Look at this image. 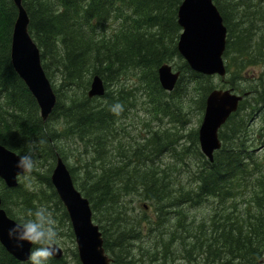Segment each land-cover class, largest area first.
I'll return each instance as SVG.
<instances>
[{"label":"trees","instance_id":"obj_1","mask_svg":"<svg viewBox=\"0 0 264 264\" xmlns=\"http://www.w3.org/2000/svg\"><path fill=\"white\" fill-rule=\"evenodd\" d=\"M182 2L183 0H24V7L30 18L29 31L41 50L47 77L52 81L55 69L61 78L60 87L53 85L57 96L55 110L50 120L43 122L36 100L16 74L11 62V42L17 8L12 0H0V143L22 155L26 151L27 141H40L35 158L40 160L41 157L40 164L46 163L49 168L46 173L41 174L36 167L28 174L38 178L40 188L39 184L29 187L20 184L18 188L10 190L0 180L2 204L10 218L18 222L32 218L30 214L41 207L47 208L55 216V227L59 235L61 231L67 230V237L73 240L68 214L50 178L57 156L66 162L67 153L61 147V141L74 139L91 156L85 164L84 184L78 182L76 173L70 168L71 174L79 190L92 205L94 221L100 226L106 252L114 264H137L138 260L146 261L152 255L155 261L162 258L167 263L174 259L176 252L180 253L178 248L173 249L174 246L182 245L183 248V244L189 243L187 238H183L184 235L177 236L179 229L183 226L180 230L185 228L187 233L185 223L192 227L197 221L188 216L187 206L190 209L198 208L200 204L210 201L217 202V206L212 209L214 213L210 214V219L206 218L208 222L196 226L198 232H193V235L191 232L185 234L195 236V242L191 241V245L195 244L193 249L188 252L190 247L183 248L184 253L188 252L190 262L194 264L201 260L202 264H257L264 257V148L256 152L248 145V125L245 122L255 119L260 121L262 125L257 127L260 137H256L260 139L264 132V112L260 108L264 101V79L263 82L260 80L258 84L242 90L252 96L241 104L239 111L220 131L224 148L216 152L213 163L201 153L197 131L191 133L193 141L190 145L184 144L178 148V138L174 134L160 131L149 132L150 138L144 137L143 142H132L134 138L126 126L127 121L133 118L132 112L139 105L147 106L148 111L158 118L159 114L167 115L172 114L175 109L179 110L176 99L179 101L184 95L188 97L193 90L200 94L203 105L201 109L204 111L208 94L216 88L211 79H207L209 77H201L192 72L178 53L177 42L181 29L177 12ZM214 2L220 7L230 33L227 46L229 50L225 56L230 59L228 70L231 75L235 74V82H231V88L238 90V81L243 79L238 77L239 74L253 66V63H264V0ZM110 24L114 26L111 27ZM175 58L183 62L176 66L181 70L182 76L175 90L177 95L175 91L168 95L161 90L157 70L162 64L171 59L174 61ZM94 76L105 79L109 87L117 84V90L108 89L101 101L90 100L86 92ZM125 80H132L133 86L128 88L122 85ZM114 103H121L124 107L119 116L110 111V106ZM165 153L173 156L174 165L162 167L158 163ZM113 155L116 156L114 159ZM173 173H177L178 177ZM181 173L185 175L181 176ZM191 176L196 178L192 179ZM183 178L187 180L182 181ZM132 195L141 196L143 201L150 202L156 207L158 215L162 212L157 215L156 221L150 222L131 214L129 207L123 204V199ZM237 197H244L246 208L241 209ZM159 222L164 225L162 228L166 226L165 223L169 224L166 233H160L158 241L156 240L155 247L163 250L162 255L157 257L159 251L155 250L134 249L133 241L146 240L151 233L160 231L153 230L161 227ZM167 235L169 238H166ZM153 253H157L156 256ZM74 256L80 264L76 250ZM0 264L22 263L14 259L0 244ZM50 264L71 263L66 257L62 260L52 258Z\"/></svg>","mask_w":264,"mask_h":264},{"label":"water","instance_id":"obj_2","mask_svg":"<svg viewBox=\"0 0 264 264\" xmlns=\"http://www.w3.org/2000/svg\"><path fill=\"white\" fill-rule=\"evenodd\" d=\"M12 1L18 10L11 42L12 66L35 98L42 120L47 122L56 107L57 96L43 68L41 50L29 33L30 19L23 6V0ZM178 24L182 29L178 51L190 69L202 76L217 75L225 78L227 66L224 54L228 30L214 1L184 0L178 10ZM158 75L161 87L172 92L181 73H175L171 66L164 65L159 68ZM105 92L102 78L95 76L88 93L89 97H103ZM242 100V96L231 90H214L207 97L198 136L201 152L210 162L213 161V154L222 146L219 139L220 130L238 111ZM18 159L17 153L0 143V179L8 189L17 188L19 178L26 175L18 174L16 168ZM51 183L70 218L80 263L113 264L105 250L100 226L94 222L91 203L76 187L67 164L60 156L57 157ZM15 222L2 207L0 196V244L14 259L26 264L31 245L26 244L23 250H19L7 238L6 229ZM57 247L60 251L54 259L60 260L64 256V251L58 245Z\"/></svg>","mask_w":264,"mask_h":264},{"label":"rangeland","instance_id":"obj_3","mask_svg":"<svg viewBox=\"0 0 264 264\" xmlns=\"http://www.w3.org/2000/svg\"><path fill=\"white\" fill-rule=\"evenodd\" d=\"M110 26L113 27L114 24H110ZM175 63L177 66V63L181 64L182 62L179 59H176L174 62H172L174 67H175ZM175 69L177 71L178 68L175 67ZM54 73H55V75L52 79V83H53V85H56L55 87H60V83H61L60 74L55 69H54ZM229 75L226 78V81L220 77H213L211 79V82L218 89H228L231 87V85H229V82L234 81L232 79L233 77H231L232 75H230V76ZM238 77L243 78L242 80H240L242 83L240 81H238V83H239L238 86L239 85L240 86H239L237 92L241 93L242 90H247V89H249V87L254 86L255 84H258L260 82V80L262 81V79H264V63H261V65L259 64V65L249 66L243 73H240ZM228 78H229V80H228ZM230 79H232V81ZM122 85L127 86L128 88L132 87L133 81L132 80H127V81L125 80L122 82ZM90 87L87 90L86 95H87V93H89ZM92 100H95L97 102V101L102 100V99H99L98 97H94V98H92ZM176 102H177V107L179 108V110L175 109V111H173L172 114H167V115L159 114L158 118L154 117V115H152L148 111L147 106L139 105V107L137 109H135V112L133 114V118L128 120L127 125H126L128 127V132H130V134H132L133 138L134 137L136 138V139L134 138V140L133 141L131 140V141L136 142L137 140H139L140 142H143L142 139L144 137L145 138L149 137V135L152 131H159L160 130L162 132L166 131L168 134H171V135L174 134L178 138V146H177L178 148H180V146H182L184 144L190 145L191 142L193 141V138H191V133L194 131H199L201 124L203 122V118H204V111L201 109V96L197 91L193 90V93H190V95L188 97H186V95H184V97L181 100L178 101L176 99ZM251 125H252V127L257 128L258 126H261L262 124L260 123L259 120L255 119L254 121H252ZM251 130L252 129H250V123H248V140L251 141V144L256 145V143H258L257 142L258 139H256L254 136H252L253 133L251 132ZM262 141L264 142V139ZM80 146H81V144L74 141V139L64 140L63 142L61 141V147L64 148L66 150V153H67V155H66L67 165L69 166V168L73 169L74 172L76 173V177L78 179V182L80 184H84L86 182L85 180H83L85 177V175H84L85 171H82V170H85L84 169L85 167H83V166H85V163L90 158L91 154H89L86 151V149H84V147H82V146L80 147ZM260 146H262V145L257 146L256 149L259 148V150H261L262 147L260 148ZM262 152H264V150ZM114 157H115V155L112 156L113 159H114ZM35 159H36L35 168L37 167L36 168L37 171L41 172V174L46 173L47 170L49 169L48 165L46 163H43V165L40 164L41 157H40V160H39V158H35ZM158 163L162 167H166V165H172V164L174 165L175 160L171 154L165 153L164 155L161 156ZM82 164H84V165H82ZM174 174L177 175L176 173H174ZM181 175L184 176L185 173H181ZM185 180L186 179H183L182 181H185ZM20 183L23 184L24 187H29V186H32L35 184H39V181H38V178L36 176L26 175V176L21 178ZM38 186H39V188L41 187L40 184ZM130 197H125L123 199V204L126 205L127 207H129V209L133 210V211H131V214L133 216L146 218L150 222H154L157 220L156 219L157 213H156V207L155 206H153L148 201H143V199L140 196L134 195L131 198ZM246 198H247V196H245V199ZM238 200L240 201L239 203L241 204V206H240L241 209L246 208L244 197L238 198ZM127 202H128V205H127ZM210 203H212L211 207H210ZM215 206H217V202L210 201V202L202 205V208H201V206H200V208L198 207V209L193 208L192 210L190 208H187L186 213L188 214V216H190L191 219L196 218L197 221H200V219L205 220V218L210 217V214L213 212L212 209H214ZM209 209H211V211ZM203 217H205V218H203ZM53 218L55 220V216ZM165 225L166 226L164 227V229L162 227L155 228L157 230L159 229L160 231L153 232V234L151 233V235L147 237L146 242H144L145 239L140 240V242L139 241H136V242L133 241L132 242V245L134 246L133 248L134 249H138V248L144 249L145 248L144 250H147V251L151 250V252H154V250H157V251H159V253L158 254L153 253V254L155 256L157 254L158 255L157 257L162 255L163 250H159L156 247L154 248V246H156V240L158 241V239H157L158 235L162 232L166 233V231H167L166 227H167V229L169 228L167 226L169 224H165ZM55 226L57 227L56 221H55ZM185 226L187 227L186 230L188 229L187 232H189L190 228H192V227H190V225H185ZM155 229L153 228L154 231H155ZM182 230L178 231L177 234H179V236L187 234L184 229H182ZM155 233H156V236H155ZM67 236H68L67 230H63V232L61 231V234L58 236V239H59L58 246L61 247L62 250L65 252V258L67 257V260L71 264H78L77 259L74 256V251L77 250L75 238H73V240H72L71 238H69ZM167 236L169 237V235H167ZM167 236H166V238H168ZM184 245H186V244H184ZM177 248L181 252L184 253V250L180 249L178 247V245H175L173 249L176 250ZM183 248H184V246H183ZM173 249L170 250V252L173 251ZM170 256H172V255H170ZM139 257L141 259L140 255H139ZM180 257H182V258H180ZM138 258H137V260H138ZM145 260L146 261L138 260L137 264H151V263L152 264H165L166 263L165 261H164V263L162 262L163 259L156 260L157 262L154 261L153 255L150 259L147 258ZM182 260H183V256L180 253L176 252V257L174 259H170L169 261H170V264H179L180 262H182L180 264H189V263L191 264V262H189L185 259L183 261ZM196 263L201 264L200 261L195 262L194 264H196ZM166 264H169V262H167Z\"/></svg>","mask_w":264,"mask_h":264},{"label":"clouds","instance_id":"obj_4","mask_svg":"<svg viewBox=\"0 0 264 264\" xmlns=\"http://www.w3.org/2000/svg\"><path fill=\"white\" fill-rule=\"evenodd\" d=\"M110 111L119 116L124 107L121 103H114L110 106ZM39 143L37 140L27 141L26 151L19 156L16 163L18 174H30L34 170ZM30 215L32 218L21 219L7 227V238L19 250H23L26 244L31 245L26 264H50L52 258L60 251L57 247L59 233L55 227V220L44 207Z\"/></svg>","mask_w":264,"mask_h":264},{"label":"bare ground","instance_id":"obj_5","mask_svg":"<svg viewBox=\"0 0 264 264\" xmlns=\"http://www.w3.org/2000/svg\"><path fill=\"white\" fill-rule=\"evenodd\" d=\"M25 1H26V0H25ZM56 2H57V1H56ZM261 4H262V3H261ZM219 8H220V7H219ZM28 15H29V14H28ZM112 15L114 16V14H112ZM110 21H111V20H110ZM112 22H113V21H112ZM263 22H264V21H263ZM107 23H108V22H107ZM14 25H15V24H14ZM105 29H106V28H105ZM115 29H116V28H115ZM263 29H264V28H263ZM229 31H230V30H229ZM263 31H264V30H263ZM30 33H31V31H30ZM229 34H230V33H229ZM258 35H259V34H258ZM33 38H34V37H33ZM256 38H257V37H256ZM255 45H256V44H255ZM254 49H255V47H254ZM177 50H178V42H177ZM228 50H229V49H228ZM228 50H227V51H228ZM178 53H179V51H178ZM226 53H227V52H226ZM179 55H180V54H179ZM227 55H228V54H227ZM229 55H230V54H229ZM229 55H228V56H229ZM232 55H233V54H232ZM226 57H227V56H226ZM176 59H179V58H175V60H176ZM180 59H181V58H180ZM245 59H246V58H245ZM171 60H172V59H171ZM171 60H169L168 62L162 64L160 67H162V66H164V65H168V66H171V67L174 66V65L172 64V62H174L175 60H174V61H171ZM229 60H230V59L228 58V61H229ZM183 61H184V60H183ZM259 61L261 62V59H259ZM262 61H263V60H262ZM235 62H236V59H235ZM235 62H234V63H235ZM240 62H241V61H240ZM244 62H245V61H244ZM182 63H183V62H182ZM232 63H233V61H232ZM235 64H236V63H235ZM256 64H257V63H256ZM230 65H231V64H229V66H230ZM253 65H254V63H253ZM258 65H259V63H258ZM260 65H261V64H260ZM181 66H182V65H181ZM235 66H236V65H235ZM160 67H159V68H160ZM230 67H231V66H230ZM233 67H234V66H233ZM159 68H158V70H159ZM180 69H181V67H180ZM158 70H157V74H158ZM238 70H239V69H238ZM180 71H181V70H180ZM240 71H241V70H240ZM233 73H234V72H233ZM233 73H232V74H233ZM195 75H196V74H195ZM195 75H194V76H195ZM233 75H235V74H233ZM233 75H232L231 77H233ZM199 76H200V75H199ZM229 76H230V75H229ZM201 77H202V76H201ZM193 78H194V77H193ZM204 79H205V78H204ZM207 79L210 80V79H212V78H207ZM232 79H233V78H232ZM232 79H230V80L232 81ZM237 79H238V78H236V80H237ZM104 80H105V79H104ZM228 80H229V78H228ZM225 81H226V80H225ZM234 82H235V81H234ZM240 82H241V81H240ZM241 83H242V82H241ZM104 84H105V87H106V91H107V92H108L110 89H111V90H112V89H113V90H117V87H118L117 84H111L110 87H109L108 85H106V82H105V81H104ZM55 86H56V85H55ZM178 86H179V85H178ZM185 86H186V85H185ZM233 86H234V85H233ZM233 86H232V87H233ZM237 86H238V85H237ZM239 86H240V85H239ZM108 89H109V90H108ZM185 89H186V88H185ZM237 89H238V88H237ZM251 89H252V88H251ZM263 89H264V88H263ZM137 90H138V89H137ZM143 90H144V89H143ZM149 90H150V89H149ZM161 90H162V89H161ZM252 90H253V89H252ZM261 90H262V89H261ZM133 91H134V90H133ZM139 91H140V89H139ZM158 91H159V90H158ZM181 91H182V89H181ZM257 91H258V90H257ZM135 92H136V91H135ZM135 92H134V93H135ZM177 92H178V91H177ZM182 92H184V90H183ZM182 92H181L180 94H183ZM250 92H251V91H250ZM263 92H264V91H263ZM58 93H59V92H58ZM143 93H144V92H143ZM150 93H151V92H150ZM157 93H158V92H157ZM163 93H165V92H163ZM174 93H176V91H175ZM257 93H258V92H257ZM144 94H145V93H144ZM161 94H162V93H161ZM178 94H179V93H178ZM137 95H138V93H137ZM152 95H153V94H152ZM154 95H155V94H154ZM176 95H177V93H176ZM254 96H255V95H254ZM259 96H260V95H259ZM259 96H258V98H259ZM262 96H263V95H262ZM142 97H143V96H142ZM144 97H145V96H144ZM149 97H150V95H149ZM162 97H163V94H162ZM263 97H264V96H263ZM150 98H151V97H150ZM152 98H153V97H152ZM155 98H156V97H155ZM157 99H158V98H157ZM137 100H138V99H137ZM143 100H144V99H143ZM153 100H154V99H153ZM165 100H166V99H165ZM255 100H256V99H255ZM260 100H261V99H260ZM260 100H259V101H260ZM83 101H84V100H83ZM100 101H101V100H100ZM160 101H161V100H160ZM161 102H163V100H162ZM250 102H251V101H250ZM244 103H245V101H244ZM254 103H255V102H254ZM257 104H258V102H257ZM56 105H57V104H56ZM153 105H154V103H153ZM153 105H152V106H153ZM156 105L158 106V104H156ZM201 105H202V104H201ZM248 105H249V104H248ZM161 106H162V104H161ZM202 106H203V105H202ZM256 106H257V105H256ZM253 108H256V107H253ZM260 108H261V111L264 112V101L261 103ZM260 108H259V109H260ZM153 109H154V108H153ZM156 109H157V108H156ZM54 110H55V109H54ZM164 110H165V109H164ZM249 110H250V109H249ZM150 112H151V111H150ZM153 112H154V111H153ZM157 112H158V111H157ZM204 112H205V111H204ZM57 115H58V114H57ZM106 119H107V118H106ZM244 119H245V117H244ZM49 120H50V119H49ZM157 120H158V119H157ZM239 121H240V120H239ZM43 122H44V121H43ZM242 122H243V121H242ZM245 122L247 123V125H248V123H250V129H252L251 132L253 133L252 136H254L255 138H256V137H260L257 128L252 127V125H251L252 122H251V121H248V120H245ZM124 125H125V124H124ZM120 128H121V127H120ZM262 128H263V127H262ZM262 128H261V129H262ZM246 129H247V131H248V127H247ZM122 130H123V129H122ZM159 131H160V130H159ZM224 131H225V130H224ZM125 132H126V128H125ZM160 132H162V131H160ZM165 132H166V131H165ZM155 133H156V132H155ZM162 133H163V132H162ZM166 133H167V132H166ZM152 134H153V133H152ZM160 134H161V133H160ZM123 135H124V134H123ZM128 136H130V135L128 134ZM131 136H132V134H131ZM149 136H150V135H149ZM156 136H157V135H156ZM156 136H155V137H156ZM240 136H241V134H240ZM243 136H244V135H243ZM161 137H162V136H161ZM220 137H221V136H220ZM246 137H247V143H248V145H249V146H252V149H253V150H255L256 152H257V151H258V152H259V151H262V149L264 148V142L262 141V140L264 139V133H263V135H262V137H261L260 139H259V138H256V139H258V141H257L258 143H256V145L251 144V141L248 140V133H247V136H246ZM134 138H135V137H134ZM149 138H150V137H149ZM158 138H159V137H158ZM158 138H157V139H158ZM169 138H170V137H169ZM126 139H127V138H126ZM130 139H131V137H130ZM135 139H136V138H135ZM152 139H153V138H152ZM157 139H155V140H157ZM132 140H133V139H132ZM123 141H124V140H123ZM126 141H127V140H126ZM130 141H131V140H130ZM221 141H222V140H221ZM243 141L245 142L246 140H243ZM155 142H156V141H155ZM155 142H154V144H155ZM125 143H126V142H125ZM127 143H128V142H127ZM130 143L132 144V142H130ZM130 143H129V145H130ZM133 144H134V143H133ZM156 144H157V143H156ZM237 144H238V143H237ZM242 144H243V143H242ZM142 145H143V144H142ZM145 145H146V144H145ZM145 145H144V146H145ZM150 145H151V144H150ZM150 145H149V146H150ZM166 145H167V144H166ZM259 145H262V146H260V148L262 147L261 150H259V148L256 149V147L259 146ZM135 146H136V145H135ZM164 146H165V145H164ZM167 146H168V145H167ZM80 147H81V146H80ZM222 147H223V143H222L221 148H220L218 151H220V150L222 149ZM157 148H158V147H157ZM164 148H166V147H164ZM170 148H171V147H170ZM170 148H169V150H170ZM223 148H224V147H223ZM79 149H80V148H79ZM145 149H146V148H145ZM153 149H155V148L153 147ZM194 149H195V148H194ZM160 150H162V148H161ZM169 150H168V151H169ZM186 150H187V149H186ZM195 150H196V149H195ZM244 150H245V149H244ZM126 151H127V150H126ZM157 151H158V149H157ZM157 151H156V152H157ZM170 151H172V150H170ZM218 151H216V152H218ZM111 152H112V151H111ZM148 152H149V151H148ZM173 152H174V151H173ZM175 152H176V151H175ZM216 152L213 154V161H212V162L209 161L210 163H213V162L215 161L214 157L216 156ZM88 153H89V152H88ZM116 153H117V152H116ZM144 153H145V152H144ZM151 153H152V152H151ZM194 153H195V152H194ZM159 154H160V153H159ZM159 154H158V156H159ZM186 154H187V153H186ZM145 155H146V154H145ZM176 155H177V154H176ZM193 155H195V154H193ZM138 156H139V155H138ZM147 156H148V155H147ZM147 156H145V157H147ZM115 157H116V156H115ZM140 157H141V156H140ZM148 157H149V156H148ZM177 157H178V156H177ZM177 157H176V159H177V161H178V158H177ZM118 158H119V157H118ZM89 159H90V158H89ZM91 159H93V158H91ZM103 159H104V158H103ZM154 159H155V157H154ZM194 159H195V158H194ZM56 160H57V159H56ZM120 160H121V159H120ZM120 160H119V161H120ZM148 160H149V159H148ZM200 160H201V159H200ZM79 161H80V160H79ZM119 161H116V162H119ZM127 161H128V160H127ZM156 161H157V160H156ZM195 161H196V160H195ZM81 162H82V161H81ZM89 163H90V162H89ZM129 163H130V162H129ZM161 163H162V162H161ZM196 163H197V162H196ZM85 164H86V163H85ZM100 164H101V163H100ZM100 164H99V165H100ZM119 164H120V163H119ZM157 164H158V163H157ZM82 165H84V164H82ZM162 165H163V164H162ZM201 165H202V167H203V164H201ZM89 166H90V165H89ZM150 166H151V165H150ZM154 166H155V165H154ZM154 166H153V167H154ZM164 166H165V165H164ZM81 167H82V166H81ZM83 167H85V166H83ZM157 167H158V166H157ZM188 167H189V166H188ZM190 167H191V166H190ZM198 167H200V165H199ZM170 168H171V167H170ZM84 169H85V168H84ZM167 169H168V168H167ZM175 169H176V168H175ZM175 169H174V170H175ZM80 170H81V169H80ZM160 170H162V169H160ZM168 170H169V169H168ZM193 170H194V169H193ZM197 170H199V169H197ZM82 171H85V170H82ZM178 171H179V170H178ZM173 172H174V171H173ZM176 172H177V171H176ZM190 172L192 173V171H190ZM196 172H197V171H196ZM73 173H74V172H73ZM173 174H174V173H173ZM176 174H177V173H176ZM195 174H197V173H195ZM198 174H199V173H198ZM72 175H73V174H72ZM187 175H189V174L187 173ZM191 175H192V174H191ZM193 175H194V174H193ZM74 176H75V175H74ZM181 176H182V175H181ZM195 176H196V175H195ZM195 176H193V177L191 176L192 179H193ZM249 176H250V175H249ZM170 177H171V176H170ZM170 177H169V178H170ZM177 177H178V175L176 176V178H177ZM186 177H187V176H186ZM191 177H190V178H191ZM176 178H175V179H176ZM195 178H196V177H195ZM249 178H250V177H249ZM84 179H85V178H84ZM173 179H174V178H173ZM183 179H184V178H183ZM253 179H254V178H253ZM255 179H256V178H255ZM186 180H187V179H186ZM251 180H252V178H251ZM256 180H257V179H256ZM190 181H191V180H190ZM253 181H254V180H253ZM253 181H252V182H253ZM76 182H77V181H76ZM179 182H180V181H179ZM188 182H189V181H188ZM191 182H192V181H191ZM194 182H196V181H194ZM177 183H178V182H177ZM189 183H190V182H189ZM189 183H188V184H189ZM196 183H197V182H196ZM254 183H255V182H254ZM179 184H180V183H179ZM192 184H193V183H192ZM181 185H182V183H181ZM196 185H197V184H196ZM255 185H256V183H255ZM187 186H188V185H187ZM197 186H199V185H197ZM182 187H183V186H182ZM258 187H259V186H258ZM185 188H186V186H185ZM188 188H190V187L188 186ZM188 188H187V189H188ZM249 188H250V187H249ZM194 189H195V188H194ZM254 189H255V188H254ZM185 190H186V189H183V191H185ZM257 190H258V189H257ZM187 191H188V190H187ZM254 191H255V190H254ZM189 192H191V191H189ZM196 192H197V191H196ZM255 192H256V191H255ZM261 192H262V191H261ZM131 194H132V193H131ZM132 196H133V195H132ZM132 196H131V197H132ZM137 196H138V195H137ZM237 196H238V195H237ZM131 197H130V198H131ZM140 197H141V196H140ZM141 198H142V197H141ZM237 198H238V197H237ZM234 199H235V198H234ZM143 200H144V198H143ZM237 200H238V199H237ZM60 202H61V201H60ZM2 203H3V202H2ZM189 203H190V202H189ZM229 204H230V206H231V202H229ZM245 204L247 205L246 201H245ZM108 205H109V204H108ZM127 205H128V202H127ZM185 205H186V203H185ZM196 205H197V204H196ZM200 205H201V204H200ZM200 205H199V208H200ZM233 205H234V203H233ZM91 206H92V205H91ZM194 206H195V205H194ZM211 206H212V203H210V207H211ZM100 207H101V206H100ZM157 207H158V206H157ZM159 207H160V206H159ZM168 207H169V206H168ZM196 207H197V206H196ZM153 208H154V207H153ZM170 208H171V207H170ZM173 208H174V207H173ZM187 208H188V206H187ZM201 208H202V205H201ZM206 208H207V207H206ZM231 208H232V207H231ZM234 208H236V207H234ZM127 209H128V208H127ZM196 209H198V208H196ZM130 210H131V209H130ZM154 210H155V209H154ZM191 210H192V208H191ZM194 210H195V209H194ZM209 210L211 211V209H209ZM55 211H56V209H55ZM55 211H54V212H55ZM131 211H133V210H131ZM131 211H130V212H131ZM232 211H233V210H232ZM57 212H58V211H57ZM115 212H116V211H115ZM169 212H170V211H169ZM183 212H184V211H183ZM183 212H181V213H183ZM188 212H189V211H188ZM218 212H219V211H218ZM230 212H231V211H230ZM158 213H159V212H158ZM161 213H162V212H161ZM161 213H160V214H161ZM173 213H174V212H173ZM173 213H172V214H173ZM175 213H176V212H175ZM178 213H179V212H178ZM213 213H214V211H213ZM160 214H159V215H160ZM216 214H217V213H216ZM157 215H158V214H157ZM159 215H158V216H159ZM222 215H223V214H222ZM230 215H231V214H230ZM58 216H59V215H58ZM60 216H61V215H60ZM163 216H164V215H163ZM166 216H168V218H169V215H166ZM166 216H165V217H166ZM171 216H172V215H171ZM173 216H174V215H173ZM228 216H229V215H228ZM233 216H234V215H233ZM107 217H108V216H107ZM165 217H164V218H165ZM177 217H178V216H177ZM180 217H181V216H180ZM180 217H179V218H180ZM184 217H185V216H184ZM218 217H219V216H218ZM187 218H188V217H187ZM203 218H205V217H203ZM223 218H224V217H223ZM229 218H231V216H229ZM131 219H132V218H131ZM174 219H175V218H174ZM174 219H173V220H174ZM177 219H178V218H177ZM183 219H184V218H183ZM193 219H194V218H193ZM207 219H210V218H207ZM137 220H140V219L138 218ZM162 220H164V219H162ZM178 220H179V219H178ZM195 220H196V218H195ZM217 220H218V219H217ZM217 220H216V221H217ZM134 221H136V219H134ZM143 221H144V219H143ZM159 221H160V219H159ZM170 221H171V218H170ZM183 221H184V220H183ZM189 221H190V220H189ZM193 221H194V220H193ZM62 222H63V221H62ZM64 222H65V221H64ZM164 222H165V221H164ZM178 222H179V221H178ZM206 222H208V221H206V218H205V220H204V219H203V220L200 219V221H196V223L194 224V226L192 225V228H190L191 226L189 227L190 230H189V232H187V233H190V232H191L192 235H193V232H198L196 228H197L198 226H200L202 223H206ZM217 222H218V221H217ZM139 223H140V222H139ZM173 223H174V222H173ZM180 223H182V222H180ZM184 223H185V222H184ZM187 223H188V221H187ZM159 224H160V222H159ZM165 224H166V223H165ZM213 224H214V222H213ZM137 225H138V224H137ZM140 225H141V224H140ZM160 225H161V227L164 226V225L162 226V224H160ZM185 225H186V223H185ZM203 225H204V224H203ZM217 225H218V224H217ZM174 226H175V225H174ZM196 226H197V227H196ZM206 226H207V224H206ZM178 227H180V226H178ZM182 227H183V226H182ZM182 227H181V228H182ZM184 227H186V226H184ZM216 227H217V226H216ZM216 227H215V229H216ZM181 228H180V229H181ZM163 229H164V228H163ZM180 229H179V231H180ZM183 229L185 230V228H183ZM198 229H200V228H198ZM210 229H211V228H210ZM102 230H104V229H102ZM151 230H152V229H151ZM155 230H157V229H155ZM158 230H159V229H158ZM187 230H188V229H187ZM203 230L205 231V228H204ZM206 230H207V229H206ZM211 230H212V229H211ZM211 230H210V232H211ZM182 231H183V230H182ZM214 231H215V230H214ZM183 232H184V231H183ZM199 233H200V232H199ZM195 234H196V233H195ZM212 235H213V234H212ZM215 235H216V234H215ZM155 236H156V233H155ZM178 236H179V234H178ZM188 236H189V237H188ZM197 236H198V235H197ZM207 236H208V235H207ZM218 236H219V235H218ZM163 237H164V236H163ZM167 237H168V236H167ZM179 237H180V236H179ZM194 237H195V236H194ZM194 237H191L190 235H184V236H183V238H187V242H189V243L186 244V245L183 244V246H185V247L188 246V247L191 248L190 250H187L188 252L191 251V250L193 249V245H195V244H192V245H191V243H192L191 241H193V238H194ZM208 237H209V236H208ZM211 237H212V236H211ZM216 237H217V236H216ZM140 238H141V236H140ZM164 238H165V237H164ZM168 238H169V237H168ZM170 238H171V237H170ZM212 238H213V237H212ZM217 238H218V237H217ZM174 239H175V238H174ZM207 239H208V238H207ZM132 240H133V239H132ZM168 240H169V239H168ZM181 240H182V239H181ZM196 240H197V239H196ZM209 240H210V239H209ZM216 240H217V239H216ZM139 241H140V240H139ZM145 241H146V240H144V242H145ZM178 241H179V240H178ZM214 241H215V240H214ZM135 242H136V241H135ZM135 242H134V243H135ZM180 242H181V241H180ZM182 242H183V241H182ZM194 242H195V241H193V243H194ZM137 243H138V242H137ZM185 243H186V242H185ZM197 243H198V241H197ZM140 244H141V243H140ZM178 244H179V242H178ZM160 246H161V245H160ZM160 246H159V247H160ZM181 246H182V245H181ZM181 246L178 245V247H179L180 249L184 250V252H185V249H183ZM214 246H215V245H214ZM133 247H134V246H133ZM139 247H140V246H139ZM215 247H216V246H215ZM137 248H138V247H137ZM154 248H155V246H154ZM144 249H145V248H144ZM144 249H143V250H144ZM138 251H139V249H138ZM155 251H157V250H155ZM134 252H135V251H134ZM188 252H187V253H183V252L180 251V254L183 256V260L185 259V260H187V261L190 262V259H188V257H187V256H188ZM190 253H192V252H190ZM190 253H189V254H190ZM192 254H193V253H192ZM164 255H165V254H164ZM184 255H185V256H184ZM157 256H158V255H157ZM191 256L194 257V255H191ZM193 257H192V259H194ZM180 258H182V257H180ZM161 259H162V258H161ZM176 259H177V258H176ZM158 260H159V259H158ZM183 260H182V261H183ZM246 260H247V259H246ZM152 261H153V260H152ZM154 261H155V260H154ZM178 261H179V260H178ZM178 261H177V262H178ZM194 261H195V260H194ZM194 261H193V262H194ZM197 261H198V260H197ZM199 261H201V260H199ZM230 261H231V260H230ZM156 262H157V261H156ZM162 262L164 263V259H163ZM168 262H169V264H170V261H168ZM177 262H176V263H177ZM201 262H202V261H201ZM203 262H204V261H203ZM180 263H182V262H180ZM180 263H179V264H180ZM151 264H152V263H151ZM189 264H190V263H189ZM191 264H192V263H191ZM196 264H197V263H196ZM201 264H202V263H201Z\"/></svg>","mask_w":264,"mask_h":264},{"label":"flooded vegetation","instance_id":"obj_6","mask_svg":"<svg viewBox=\"0 0 264 264\" xmlns=\"http://www.w3.org/2000/svg\"><path fill=\"white\" fill-rule=\"evenodd\" d=\"M248 97L245 98V100H247ZM244 102V101H243ZM258 264H264V258H262L261 260L258 261Z\"/></svg>","mask_w":264,"mask_h":264}]
</instances>
